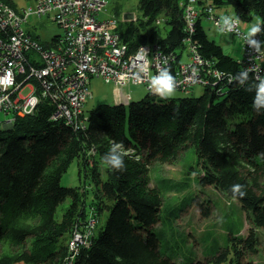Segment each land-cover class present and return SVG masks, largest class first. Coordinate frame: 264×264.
<instances>
[{
    "label": "trees",
    "instance_id": "trees-1",
    "mask_svg": "<svg viewBox=\"0 0 264 264\" xmlns=\"http://www.w3.org/2000/svg\"><path fill=\"white\" fill-rule=\"evenodd\" d=\"M3 1L14 7L12 0ZM184 1L138 0L140 17L114 16L117 31L131 51L158 43L169 56L162 75L169 81L186 51L183 38L189 37L222 72L218 83L205 85L197 97H160L151 89L127 104H99L84 113L78 127L52 118L55 100L46 96L33 113L0 128V264H254L256 229L264 228V71L244 70L208 37L201 16L188 32ZM208 3L231 6L239 21L258 17L254 33L264 52V0ZM190 145L199 185L235 198L249 228L245 235L229 233L227 244L208 257L175 261L160 250L153 230L162 199L158 188L148 185L147 173L154 161H172ZM114 157L123 170L113 165ZM74 159L89 188L60 183ZM98 162L105 166V179ZM234 184L243 186V197L232 193ZM66 199L58 219L57 207ZM90 220L89 243L72 250L74 231L85 232Z\"/></svg>",
    "mask_w": 264,
    "mask_h": 264
},
{
    "label": "built area",
    "instance_id": "built-area-1",
    "mask_svg": "<svg viewBox=\"0 0 264 264\" xmlns=\"http://www.w3.org/2000/svg\"><path fill=\"white\" fill-rule=\"evenodd\" d=\"M28 7H13L0 0V111L11 117L3 123L10 127L17 116L35 111L42 97L55 100L52 118L65 124L81 126L83 105L92 76L112 81L116 102L127 104L129 93L120 88L125 84H142L148 90L156 86H172L189 91L194 85L211 86L222 78L221 71L202 57L189 37H184L188 60L181 61L173 81L162 77L169 64L158 43L142 44L131 51L117 31L114 16L104 20L97 15L108 0H32ZM30 15L47 17L62 29L45 42L23 28ZM210 19L216 29L241 38L238 62L256 75L264 71L260 60L264 52L258 34L247 35L235 16L216 15L208 0H185L184 21L188 32L199 16ZM26 92V93H24ZM94 221L83 232L75 230L70 248L87 245Z\"/></svg>",
    "mask_w": 264,
    "mask_h": 264
},
{
    "label": "rangeland",
    "instance_id": "rangeland-1",
    "mask_svg": "<svg viewBox=\"0 0 264 264\" xmlns=\"http://www.w3.org/2000/svg\"><path fill=\"white\" fill-rule=\"evenodd\" d=\"M17 8L28 7L32 0H12ZM225 9V10H224ZM118 10V12H117ZM216 15H234L229 9L214 8ZM111 16L125 21L140 17L138 0H108L105 8L99 12L97 19L104 20ZM254 16L250 21H239L240 28L247 35L254 32L252 27L259 22ZM201 25L208 37L221 45L224 52L236 59L241 57V38L231 32L225 33L216 29L212 21L202 15ZM23 28L33 37L48 42L54 35H61V27L47 17L30 15ZM188 60L184 51L181 61ZM264 66V55L260 60ZM204 86L194 85L189 91H182L172 86H156L151 91L160 97H197L203 92ZM120 90L129 93L132 101L141 99L148 91L142 84H125ZM26 93V92H24ZM115 86L112 81L92 76L88 83L86 100L83 105L85 114L99 104H112L116 101ZM11 117V113L0 111V128ZM77 159L70 162L66 171L62 173L60 183L63 186L78 187L85 185L89 188L88 180H80ZM101 178L105 179V166L98 162ZM148 185L157 187L161 199L160 219L154 225V232L159 236L160 250L175 261L185 259H202L216 253L228 242L229 233L245 235L249 226L238 201L212 186L201 187L198 183L200 168L196 163V155L192 145L186 147L172 161H154L148 171ZM90 200V194L87 201ZM69 199L62 202L56 210L59 219ZM105 220V214L100 216L98 226ZM260 240L258 252L250 258L254 264H264V228L256 229ZM223 264H231L226 261Z\"/></svg>",
    "mask_w": 264,
    "mask_h": 264
},
{
    "label": "clouds",
    "instance_id": "clouds-1",
    "mask_svg": "<svg viewBox=\"0 0 264 264\" xmlns=\"http://www.w3.org/2000/svg\"><path fill=\"white\" fill-rule=\"evenodd\" d=\"M251 30L253 32H255V31L258 30V28L257 27H252ZM112 163H113V165L116 168H120L121 170H123L122 162H121V159L119 157H114ZM242 188H243L242 185H240V184H234V185L231 186V191H232V193L234 195L238 193L239 196L243 197L245 195V193H244V191H241Z\"/></svg>",
    "mask_w": 264,
    "mask_h": 264
},
{
    "label": "crops",
    "instance_id": "crops-1",
    "mask_svg": "<svg viewBox=\"0 0 264 264\" xmlns=\"http://www.w3.org/2000/svg\"><path fill=\"white\" fill-rule=\"evenodd\" d=\"M223 7H225L226 9H228V7H229V9L233 12V8L231 7V6H222V7H218L219 9H222ZM225 10V9H224ZM234 14V13H233ZM202 17V16H201ZM200 22H201V18H200ZM116 98V97H115ZM114 102H116V101H114Z\"/></svg>",
    "mask_w": 264,
    "mask_h": 264
}]
</instances>
